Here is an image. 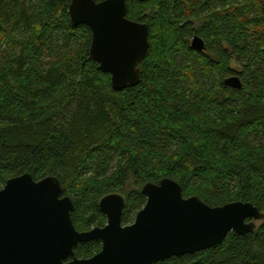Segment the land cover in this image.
I'll use <instances>...</instances> for the list:
<instances>
[{"label": "trees", "instance_id": "16d2710c", "mask_svg": "<svg viewBox=\"0 0 264 264\" xmlns=\"http://www.w3.org/2000/svg\"><path fill=\"white\" fill-rule=\"evenodd\" d=\"M125 1L150 46L139 83L114 90L89 57L90 29L70 22V0H0V189L23 173L56 176L78 231L105 225L98 201L109 193L124 197L129 224L142 186L166 177L184 197L264 212V0ZM230 75L240 89L224 84ZM100 249L91 240L74 254ZM155 264H264V219Z\"/></svg>", "mask_w": 264, "mask_h": 264}, {"label": "water", "instance_id": "95a60500", "mask_svg": "<svg viewBox=\"0 0 264 264\" xmlns=\"http://www.w3.org/2000/svg\"><path fill=\"white\" fill-rule=\"evenodd\" d=\"M126 8L125 0H70L67 9L72 25L90 29L89 57L110 75L114 90L139 83L138 65L150 46L147 24L127 18ZM191 47L203 50V39L194 35ZM224 84L242 87L238 75ZM141 193L146 201L132 223L121 222L124 197L109 193L98 201L105 225L78 231L70 216L73 202L56 176L34 180L23 173L7 179L0 189V264H155L218 245L229 233H250L264 219L250 202L210 206L184 197L169 177L145 183ZM91 240H99L101 249L76 257L74 247Z\"/></svg>", "mask_w": 264, "mask_h": 264}, {"label": "rangeland", "instance_id": "374dc122", "mask_svg": "<svg viewBox=\"0 0 264 264\" xmlns=\"http://www.w3.org/2000/svg\"><path fill=\"white\" fill-rule=\"evenodd\" d=\"M134 218H135V217H134ZM132 222H133V221H132ZM132 222H130V223H132ZM130 223H129V224H130Z\"/></svg>", "mask_w": 264, "mask_h": 264}]
</instances>
